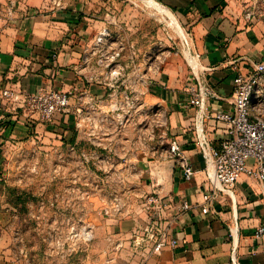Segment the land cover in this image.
<instances>
[{"label": "crops", "instance_id": "crops-1", "mask_svg": "<svg viewBox=\"0 0 264 264\" xmlns=\"http://www.w3.org/2000/svg\"><path fill=\"white\" fill-rule=\"evenodd\" d=\"M112 1L0 0V161L8 149L32 139L35 129L65 126L71 131L95 130L100 132L98 142L111 147L118 144L120 154L129 156L128 163L134 164L136 177L145 181L140 188L130 189L133 196L156 191L177 200L202 202L212 167L208 168L195 142L199 108L190 102L195 96L193 88L207 81L215 89L216 96L205 102L209 117L232 105L237 72H248L256 61L264 59V0H159L185 16L186 41L175 51L163 50L157 57L148 54L145 63L139 59L138 48L132 47L128 84L143 107L159 106L168 141L177 139L194 165L195 174L189 180L184 179L177 157L171 153L156 157L149 148L151 143L145 146L137 140L133 126L127 127L128 136L124 127L117 133L99 119L105 118L110 100L122 95L119 88L127 80V74L113 77L102 61L120 48L119 62L125 66L124 49L115 37L97 42L108 19L130 16L113 8ZM109 28L113 30L112 25ZM4 88L16 90L22 97L59 89L69 92L70 100L66 111L42 120L23 102L5 98ZM85 114L96 117L97 128L84 117L75 123ZM209 117L205 126L218 145L224 135L223 123ZM134 139L136 148L129 152L126 148ZM209 205L208 212H203L200 204L179 216L173 224L178 245L152 253L147 264H264V235L255 234L264 226V187L259 180L242 175L231 192L221 191ZM12 216V211L0 210V264H32L24 242L21 258L9 240L4 226ZM146 219L137 203L128 204L123 212L105 215L99 226L108 233L95 237L83 264H141L147 251L133 244L131 235Z\"/></svg>", "mask_w": 264, "mask_h": 264}, {"label": "rangeland", "instance_id": "rangeland-1", "mask_svg": "<svg viewBox=\"0 0 264 264\" xmlns=\"http://www.w3.org/2000/svg\"><path fill=\"white\" fill-rule=\"evenodd\" d=\"M113 1V8L130 13L128 19L114 17L107 21L109 38L115 37L124 49L127 64L124 63L122 74H127V80L119 88L122 95L110 100L105 118L99 119L117 133L124 127L128 136L127 127L133 126L138 132L137 140L145 146L151 143L149 148L162 159L170 156L172 141H168L166 121L159 106L143 107L138 93L128 84L132 47L138 48L143 63L148 54L157 57L163 50L175 51L186 41L187 21L182 12L159 0ZM83 117L95 128L100 124L88 114L75 123ZM99 133L71 131L65 126L53 130L42 127L35 129L32 139L4 152L0 161V210L13 213L4 227L21 258L23 241L32 264H83L95 237L108 233L99 226L101 218L123 212L131 203L142 208L147 193L133 196L130 189L144 185L145 181L136 177L134 164L128 163L129 156L120 154L117 143L111 147L97 141ZM129 145L126 150L132 152L135 139ZM83 226H88L91 239L76 235Z\"/></svg>", "mask_w": 264, "mask_h": 264}, {"label": "built area", "instance_id": "built-area-1", "mask_svg": "<svg viewBox=\"0 0 264 264\" xmlns=\"http://www.w3.org/2000/svg\"><path fill=\"white\" fill-rule=\"evenodd\" d=\"M247 15L253 16L252 12H247ZM109 34V29L103 27L97 35V42L106 43ZM121 55L122 51L118 48L102 59L113 77L123 73L124 67L119 62ZM233 84L232 105L216 110L210 117L204 110L205 102L206 98L216 96L215 89L207 81L193 88L195 96L190 102L199 108L195 142L208 168L212 167L208 174V185L203 192L202 202L192 203L186 198L177 200L156 191L143 196L142 208L147 219L131 235L133 244L147 251L141 264H147L152 253L160 254L166 247L175 248L178 245L173 224L179 216L200 204L203 212L210 211L209 204L218 199L221 191L231 192L242 175L256 178L264 187V59L256 61L248 72H237ZM2 94L12 102H23L29 111L37 113L42 120H49L56 112L65 110L70 100L69 92L59 89L43 90L22 97L18 91L4 88ZM208 117L223 123L224 135L218 145L214 144L205 126ZM170 153L179 159L184 179H191L195 174L194 165L184 155L177 139L172 140ZM255 234L257 237L263 236L264 226L258 227ZM76 235L85 240L92 237L88 226H83ZM232 259L235 262V254Z\"/></svg>", "mask_w": 264, "mask_h": 264}, {"label": "bare ground", "instance_id": "bare-ground-1", "mask_svg": "<svg viewBox=\"0 0 264 264\" xmlns=\"http://www.w3.org/2000/svg\"><path fill=\"white\" fill-rule=\"evenodd\" d=\"M153 1V0H152Z\"/></svg>", "mask_w": 264, "mask_h": 264}]
</instances>
